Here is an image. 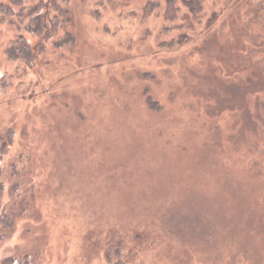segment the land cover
I'll return each mask as SVG.
<instances>
[{
    "label": "rangeland",
    "instance_id": "374dc122",
    "mask_svg": "<svg viewBox=\"0 0 264 264\" xmlns=\"http://www.w3.org/2000/svg\"><path fill=\"white\" fill-rule=\"evenodd\" d=\"M153 1L72 0L76 47L0 60L1 208L25 206L0 264H264V0H204L169 47Z\"/></svg>",
    "mask_w": 264,
    "mask_h": 264
},
{
    "label": "trees",
    "instance_id": "16d2710c",
    "mask_svg": "<svg viewBox=\"0 0 264 264\" xmlns=\"http://www.w3.org/2000/svg\"><path fill=\"white\" fill-rule=\"evenodd\" d=\"M68 3L69 7L64 8L59 0H0V46L3 48L0 60L16 64V69L25 72L34 69L39 58H44L48 50L59 51L71 46L76 47L74 5L72 0H68ZM112 3H115V0H99L100 5L95 6L97 8H91L93 14L102 16L106 7ZM204 5V0H159L146 4L145 9L163 15L165 32H172L171 35L162 38L160 45L169 47L189 41L193 35L189 30L195 26L194 20L189 18V15H198ZM179 29L189 30L178 33ZM1 31H5L6 37L2 36ZM30 36L38 38L39 41L33 45ZM18 77L21 76L18 75ZM152 98L157 103H154L155 105L162 102L161 99ZM11 143V137L9 138L6 132L0 135V176L5 170V161L9 159L6 156ZM5 188L6 182L0 177V222L8 226L15 223L16 214L5 209L16 206L13 210L23 211L25 206L18 208V203L10 201L11 204L3 206L4 209L1 208L4 203ZM13 188L9 190L12 196ZM13 255L17 257L20 264H33L29 253L16 251ZM11 258L14 259V257H6L3 264L8 263ZM116 264H122V262L119 261Z\"/></svg>",
    "mask_w": 264,
    "mask_h": 264
}]
</instances>
